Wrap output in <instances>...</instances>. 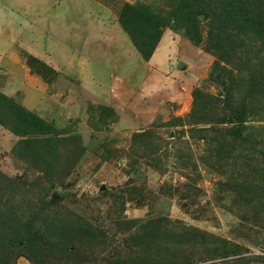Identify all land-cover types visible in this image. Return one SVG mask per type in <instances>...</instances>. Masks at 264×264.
<instances>
[{
    "label": "rangeland",
    "instance_id": "rangeland-1",
    "mask_svg": "<svg viewBox=\"0 0 264 264\" xmlns=\"http://www.w3.org/2000/svg\"><path fill=\"white\" fill-rule=\"evenodd\" d=\"M176 3L0 0V210L55 202L93 234L44 264H264V39L217 4L141 59L128 10ZM209 96L263 113L202 121Z\"/></svg>",
    "mask_w": 264,
    "mask_h": 264
},
{
    "label": "trees",
    "instance_id": "trees-1",
    "mask_svg": "<svg viewBox=\"0 0 264 264\" xmlns=\"http://www.w3.org/2000/svg\"><path fill=\"white\" fill-rule=\"evenodd\" d=\"M179 1L176 0L175 9H171L170 6L163 13L160 14L162 11H159L154 15L148 14L147 6L143 4L138 8L133 7V9L127 7L129 9L128 17L122 20L121 27L141 59L148 60L150 58L160 38L161 27L165 23L172 19V22L185 24V26L190 24L194 28L198 22L195 17L203 15L209 19V12L216 9L217 4L227 7L225 14L221 11V14H224L222 22L226 21L229 25L228 27L224 26L225 29L251 32L252 36L258 40L264 39V0H257L259 4L255 5L249 2L242 3L240 0H190V2L181 3ZM199 8L200 10H197ZM240 14L241 19L237 18ZM190 33L188 30V34ZM206 33L208 40L211 41L215 38L212 31L207 30ZM229 36L228 39L231 38ZM190 38L192 41H199L197 40L199 36L190 35ZM217 93L219 94V92ZM197 96L202 98L198 89L195 88L192 91V98L195 99ZM219 96L221 97L220 94ZM205 98L207 100L206 103L201 104L200 113L207 116L202 121L211 119L209 116L213 117L219 103L223 104L222 109L227 112L225 118L228 123L242 124L245 117L258 116L263 113L261 109L259 111L254 106L251 109V105H245L244 102L236 108L229 101L220 102L217 97ZM250 98L252 99V97ZM240 133L241 130H238L236 135L239 136ZM4 182H6L4 188L7 193L9 191L11 198L14 195V187L10 188V186H14V184L7 179H4ZM23 202L24 208L11 206L6 202L0 210V264H9V261L14 257L23 255H26L35 264H44L51 257L65 253L75 243L93 235L88 224L80 226L77 223L61 220L54 208L55 202L44 203L40 200L34 202L23 200Z\"/></svg>",
    "mask_w": 264,
    "mask_h": 264
},
{
    "label": "crops",
    "instance_id": "crops-1",
    "mask_svg": "<svg viewBox=\"0 0 264 264\" xmlns=\"http://www.w3.org/2000/svg\"><path fill=\"white\" fill-rule=\"evenodd\" d=\"M152 57V56H151ZM152 59V58H151ZM149 63H151V62H149Z\"/></svg>",
    "mask_w": 264,
    "mask_h": 264
}]
</instances>
